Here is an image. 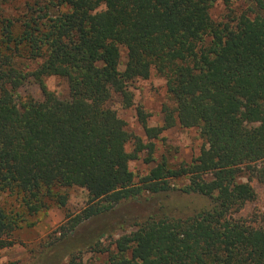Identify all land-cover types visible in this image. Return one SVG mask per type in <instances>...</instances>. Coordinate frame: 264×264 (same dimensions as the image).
Here are the masks:
<instances>
[{
	"label": "trees",
	"instance_id": "1",
	"mask_svg": "<svg viewBox=\"0 0 264 264\" xmlns=\"http://www.w3.org/2000/svg\"><path fill=\"white\" fill-rule=\"evenodd\" d=\"M2 1L0 194L14 200L0 199V252L29 217L66 207L67 189L78 186L88 204L67 212L44 264H264V224L233 216L256 197L249 179L264 180V0H247L238 14L236 0H222L220 22L211 15L218 0H27L14 14ZM153 71L168 101L159 127L138 108L147 137L179 125L198 129L205 144L191 161L163 160L137 181L129 163L152 153L153 141L129 131L108 102L114 93L132 102L129 84ZM49 76L66 79L69 98L47 87ZM30 81L43 97L13 101ZM183 177L181 191L209 197L210 207L148 214L113 248L103 246L124 222L122 205ZM86 221L96 224L80 229ZM86 248L103 257L86 259Z\"/></svg>",
	"mask_w": 264,
	"mask_h": 264
},
{
	"label": "rangeland",
	"instance_id": "2",
	"mask_svg": "<svg viewBox=\"0 0 264 264\" xmlns=\"http://www.w3.org/2000/svg\"><path fill=\"white\" fill-rule=\"evenodd\" d=\"M27 0H3L2 5L5 9L14 14L15 9L21 7ZM250 3L247 0H236L232 4L233 10L238 14L248 9ZM211 15L217 22L226 21L228 15L227 6L222 0H218L211 8ZM121 68L126 62V51L122 47ZM33 66L34 63H29ZM46 85L54 91L60 98H69L70 92L66 79L58 76L46 78ZM132 91V102L127 101L122 95L114 93L108 105L115 109L126 121L127 129L144 139L149 144L153 141L152 153L145 149L138 159L131 160L130 169L135 173L136 180L147 175L156 164L166 161L170 166L178 167L183 162L191 161L196 157L205 141L200 136L196 128H183L175 125L163 130L156 138L149 139L145 128L138 115V108H142L147 116V124L151 127H159L164 123L163 103L168 101L166 91V81L155 71L147 79H136L129 84ZM1 92V90H0ZM28 97L41 99L43 97L41 88L38 84L30 81L18 90L13 92V101L21 104ZM133 143L128 144V150L133 149ZM150 158L151 160H147ZM242 180H248V176H241ZM250 183L256 191L254 200L249 201L242 209L233 213L235 218L247 221H257L264 224V180L257 177L250 178ZM188 179L173 178L170 180L172 189L151 193L144 191L130 203H126L119 208V214L124 220L115 229H109L101 241L106 248L114 247L113 243L122 234L131 232L135 229V223L147 218L151 213H163L170 216H182L186 213H194L212 205L211 199L199 194H187L181 191ZM69 200L66 207L51 205L46 211L37 216L29 217V222L17 228L12 234L14 244L5 247L0 252V264H44V257L50 246L49 243L61 237L59 226L65 222L67 212L78 213L83 210L89 201L88 191L85 188L74 186L67 189ZM0 199L11 202L14 197L0 194ZM163 211V212H162ZM107 218H112L109 215ZM100 220V219H99ZM95 225V222H88L80 229ZM85 258L97 262L103 255L86 248ZM52 264H68V258L62 262L53 260Z\"/></svg>",
	"mask_w": 264,
	"mask_h": 264
}]
</instances>
